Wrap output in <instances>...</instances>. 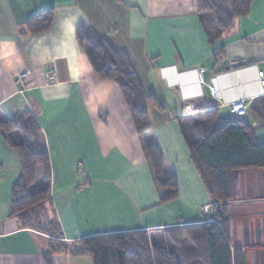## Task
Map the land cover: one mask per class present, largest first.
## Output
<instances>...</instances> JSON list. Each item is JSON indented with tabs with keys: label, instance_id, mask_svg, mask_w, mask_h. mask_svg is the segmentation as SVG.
<instances>
[{
	"label": "crops",
	"instance_id": "crops-1",
	"mask_svg": "<svg viewBox=\"0 0 264 264\" xmlns=\"http://www.w3.org/2000/svg\"><path fill=\"white\" fill-rule=\"evenodd\" d=\"M197 7L198 0H0V112L31 110L39 120L52 171L45 207L65 243L214 220L207 207L217 201L207 193L178 122L207 101L228 115L230 102L246 100L245 117L256 139L264 140V124L250 110L251 101L264 95L258 76L264 71V0H254L214 44ZM47 8L54 9L51 28L25 33L27 20ZM81 26L127 54L154 95L145 134L137 132L117 82L99 78L81 51ZM21 73L26 76L19 81ZM148 140L163 152L164 176L177 178L173 200L160 201L168 190L157 185L144 151ZM20 174V154L0 134V264H48L43 254L50 236L10 217L11 189ZM228 218L231 246L244 253L245 264H264V168L237 172ZM49 264L93 261L59 253Z\"/></svg>",
	"mask_w": 264,
	"mask_h": 264
},
{
	"label": "trees",
	"instance_id": "trees-1",
	"mask_svg": "<svg viewBox=\"0 0 264 264\" xmlns=\"http://www.w3.org/2000/svg\"><path fill=\"white\" fill-rule=\"evenodd\" d=\"M254 0H198L197 14L211 44L223 39L235 19L248 14ZM54 9L31 16L24 26L29 35L51 28ZM76 37L99 78L117 82L139 135L150 129L147 103L157 105L143 88L125 53L114 50L93 28L78 27ZM250 110L264 124V95L254 98ZM178 122L192 161L211 200L221 204L212 221L175 225L153 230L114 231L85 236L65 243L59 223L46 204L51 200V162L42 144V127L31 110L14 115L0 112V134L18 150L21 174L13 183L10 217L50 236L43 257L49 264L59 253L88 255L93 264H245L244 253L230 242L228 203L235 197L237 172L264 168V140L254 136L245 116L222 115L218 104L207 101ZM144 151L160 188L168 190L161 202L178 197L174 174L164 176V155L152 140Z\"/></svg>",
	"mask_w": 264,
	"mask_h": 264
},
{
	"label": "built area",
	"instance_id": "built-area-1",
	"mask_svg": "<svg viewBox=\"0 0 264 264\" xmlns=\"http://www.w3.org/2000/svg\"><path fill=\"white\" fill-rule=\"evenodd\" d=\"M203 71H204V68L197 70V76L200 80L202 79ZM25 76H26L25 73H21L19 75V81L24 80ZM258 76H259V80L261 84L264 85V71H259ZM46 77H47V80L52 82L55 79V74L48 72L46 73ZM212 90H214L213 87H212ZM228 111L231 115L246 116L248 114V103L246 100H243V99L234 100L228 104ZM218 205L219 203L215 202L213 205H211V207H214L213 209L216 210ZM209 207L210 206H208L207 208Z\"/></svg>",
	"mask_w": 264,
	"mask_h": 264
},
{
	"label": "rangeland",
	"instance_id": "rangeland-1",
	"mask_svg": "<svg viewBox=\"0 0 264 264\" xmlns=\"http://www.w3.org/2000/svg\"><path fill=\"white\" fill-rule=\"evenodd\" d=\"M220 206H221V204L219 203V205H218V207H217V209L215 210V209H213L214 207H209V211L211 212V211H213L214 212V210H215V213L217 212V210H218V208H220ZM208 209V208H207ZM149 235H153V232H151V233H149Z\"/></svg>",
	"mask_w": 264,
	"mask_h": 264
}]
</instances>
